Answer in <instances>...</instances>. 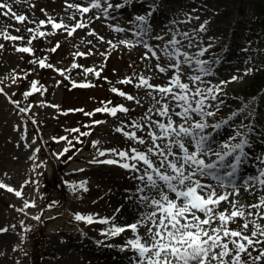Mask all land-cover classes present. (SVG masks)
<instances>
[{
    "label": "rangeland",
    "instance_id": "obj_1",
    "mask_svg": "<svg viewBox=\"0 0 264 264\" xmlns=\"http://www.w3.org/2000/svg\"><path fill=\"white\" fill-rule=\"evenodd\" d=\"M10 2L16 13H24L27 18L22 22L17 21L12 14L3 15L6 10L0 7V31L8 26V32L24 37L23 40L12 41L0 36V44L4 45V48L0 49V87H3L12 99L19 101V104L25 98L23 93L35 78L43 81L47 91L41 89L36 98L29 99L33 103L26 113L20 112L7 96L0 93V181L22 192L21 196H17L15 192L0 187V227L7 229L0 232V264H37L36 259L31 260L33 249L37 251L38 264H135L131 250L127 249V253L118 255V246L126 240L124 233L105 238L100 232V229L106 227L105 224L99 220H94L91 224L87 221H77L74 219V213H94L101 217L115 215L123 224L133 222L145 211L144 205L136 199L139 193L135 190L140 182L134 176H139V173H133L119 164L93 163L94 158L103 161L112 154L99 157L92 141H101L96 147L130 148L133 142L117 130L120 122L127 120L131 123L132 118L139 119L153 103L147 88H137L134 83H119L120 78L133 73H144L152 75V83H165L167 75H171L172 70L166 75L154 67L155 58L141 59L148 51L143 47V43L135 44L131 48L123 44L112 48L107 43L108 40L117 41L133 37L131 31L116 32L109 24L119 23L130 29L133 27L130 21L134 19V14L144 13L153 3L157 7L150 18L156 22H150L151 31L142 40H146L160 51L171 39L173 32H187L192 40V47L188 46L186 40L177 37L186 51L195 55L198 46L206 47L200 59L207 61L210 68L206 75L201 76L203 81L218 83L220 79H227L232 75L242 77L229 81L227 85H220L223 93L216 95L222 106L214 116L207 119L209 124H212L229 117L233 112L237 113L213 132V150L217 148L219 141L227 139L237 129L245 132V128L239 127L241 124L252 126L253 130L248 133L251 138L248 146L252 170L250 176L255 175L259 165L256 158L264 153V0H131L129 5L121 9H110L109 17H103L101 14L98 19H90L94 9H90L81 17V10L70 6L71 3H82L84 0H69L68 4L65 0ZM42 9L57 20L63 18L70 24L82 21L84 26L76 28L72 35H68L63 29L52 32L50 23L39 26L45 31L44 36H40L39 32L28 31L36 28L40 19H47ZM188 16L192 17L191 20L186 19ZM205 20L208 21L206 30L201 31L199 25ZM90 28H94L105 40L102 41L97 35L90 33ZM29 37H35L31 43ZM57 41H60L59 46L55 51H51ZM15 45H26L34 51H16ZM89 49L93 50L89 55H75L77 51L88 52ZM105 51L109 53L107 57L103 55ZM44 57L47 58L48 64L66 69L67 75L56 72L53 67L42 68L32 62ZM74 60L77 65L84 67L73 66ZM164 62L165 58L161 53V63ZM92 65L102 69L100 77L85 71ZM25 66L33 70L28 81L22 79L21 75H15ZM245 67H251L254 71L244 73ZM182 68V79L185 81L188 80V73L199 74L194 66L182 65ZM103 77H108L111 83ZM136 78L134 76V79ZM69 80L92 81L93 84H77L76 88L67 90V86L62 82ZM112 86L121 87L138 97L141 102L138 104L135 100H128L118 94V102L112 104L124 103L130 111L127 114L118 111L116 117L107 113L106 120H103L105 122L98 124L84 143L83 140L77 142L73 139L72 125H81L85 120L82 114L84 111L88 109L90 112L91 108L95 109L105 98L113 96ZM156 99H160L159 95ZM40 101L50 103H39ZM211 103L215 105L216 101ZM63 107L83 111L78 110L77 113L61 116L58 112ZM94 116L100 117L96 113ZM50 134L56 137L66 136L72 144L82 146L77 152L70 150L57 158L54 153L61 151L67 141L55 140L58 145L51 157L43 147ZM137 134L143 133L138 131ZM35 149L39 151L35 153L36 159L33 160L30 157ZM69 155L72 156L71 160L67 159ZM40 161L45 163L41 164ZM33 164L38 165L34 170ZM62 167L64 168L61 170ZM58 178H61V190L56 187ZM26 179H30V183L21 187ZM84 179L88 181L87 191L81 189L74 192L69 184L64 182ZM31 181H37L38 190L37 185ZM209 182L214 183L212 180ZM243 182L240 179L235 181L240 187L235 199L240 203L253 204L260 195H264V191L259 188L255 192L251 189L245 190ZM233 198L230 195L228 199ZM26 199L35 200V206L29 205L25 208ZM53 201L58 203L47 208L46 205ZM219 207L222 210L230 208V205L221 201ZM40 209L44 210V219L41 218L38 222L33 215ZM245 211L253 212L255 209L245 208ZM259 219L264 223V217ZM21 220L32 227L25 230L20 224ZM242 223L243 218L237 217L236 222H231L229 226L237 228ZM251 227L249 224V230ZM32 229L33 231H30ZM125 231L131 232L130 229ZM140 231L143 233L145 229L141 228ZM85 233L87 235H84ZM39 236L41 241L37 246L33 241ZM97 240H102L103 244L97 245ZM15 245L19 247H14ZM253 254L255 255V251ZM243 258L247 260V256ZM253 264H264V261H254Z\"/></svg>",
    "mask_w": 264,
    "mask_h": 264
},
{
    "label": "snow or ice",
    "instance_id": "obj_2",
    "mask_svg": "<svg viewBox=\"0 0 264 264\" xmlns=\"http://www.w3.org/2000/svg\"><path fill=\"white\" fill-rule=\"evenodd\" d=\"M65 3L68 4L69 0H65ZM130 3L131 0H84L82 3H71L70 6L81 10V17L90 9H94L95 12L90 19H98L101 14L103 17H109L110 9L115 11ZM0 7L6 10L3 15L12 14L17 21L22 22L27 18L26 14L14 11L10 0H0ZM156 7L157 5L153 3L144 13L134 14V19L130 21L133 27L130 29H126L119 23L109 24V27L116 32L131 31L133 37L117 41L108 40L107 43L112 48L119 47L121 44L131 48L135 44L143 43V47L148 51L141 59L155 58L154 67L166 75L169 70H172L171 75H167L165 83H152V75L144 73H133L120 78L119 83H134L137 88L142 86L147 88L149 95L153 98V103L139 119L132 118L131 123L127 120L120 122L117 130L133 142L130 148L96 147L101 141H92L99 157L112 154L103 161L94 158L93 163L119 164L133 173H139V176H134L140 182L135 190L139 193L136 199L144 205L145 211L141 212L133 222L123 224L116 219L115 215L101 217L94 213L85 214L79 211L74 213V219L87 221L90 224L94 220H99L106 225L100 229L105 238L116 237L124 233L126 240L118 247L121 250H131L134 253L135 264H253L254 261H264V223H261L259 219L264 217V195H260L253 204L247 205L235 199L240 192V187L234 182V177L243 158L247 155L245 147L251 143L248 133L253 130L252 126L241 124L239 127L245 128V132H240L237 129L227 139L219 141L217 148L213 150L211 147L214 142L213 132L237 113L233 112L229 117L222 118L212 124H209L207 119L214 116L218 108L222 106V102L216 95L223 93L220 85H227L229 81L242 79V77L232 75L227 79H220L218 83L203 81L201 76L206 75L210 68L207 61L200 59L205 53L206 47L198 46L195 55L186 51L177 37L186 40L188 46L192 47V40L189 39L187 32H173L171 39L160 51H157L146 40H142L151 31L150 17ZM42 11H45L47 19H40L37 27L28 29V31L39 32L40 36H44L45 31L41 30L39 26L50 23L52 32L56 29H63L68 35H72L76 28L84 26L82 21L70 24L63 18L57 20L46 10L42 9ZM72 18L75 19V16ZM191 18V16L186 17L188 20ZM207 23V20L200 23L199 29L205 31ZM7 27L0 31V36L4 39L12 41L24 39L23 36H15L8 32ZM11 27H15V25H11ZM17 31H19L18 28ZM89 31L97 35L100 40H105V37L96 33L94 28H90ZM34 38L29 37V43ZM59 44L60 41H57L51 51H55ZM2 48L4 45L0 44V49ZM14 50L28 53L34 51L32 47L26 45H15ZM92 51V49H89L88 52L77 51L75 55L86 56ZM161 53L165 58L164 63H161ZM103 55L107 57L109 53L105 51ZM32 62L42 68L53 67L56 72L67 75L66 69L48 64L46 57L34 59ZM182 65L194 66L199 74L190 72L187 74L188 80L185 81L182 79ZM73 66L84 67L77 65L75 60ZM29 71L33 70L29 69ZM85 71L93 72L97 77H100L102 69L92 65ZM243 71L251 73L254 69L245 67ZM15 75H21V73H15ZM134 76L137 78L134 79ZM103 79L111 83L108 77H103ZM71 83L73 86L77 84L92 86L93 84L92 81L77 80H72ZM41 89L47 91L45 85L33 79L30 88L23 95L27 99L32 92ZM111 91L128 100H135L138 104L141 102L138 97H134L122 88L112 86ZM0 93H3L11 103L20 108L19 101L12 99V96L3 87H0ZM157 95L160 97L158 100L156 99ZM211 101H216V104L213 105ZM39 103L50 102L40 101ZM52 106L58 107L57 105ZM30 108L31 104L20 108V111L26 113ZM79 110L83 111V109ZM118 111L127 114L130 109L124 103L112 104L111 100H104L101 101L99 107L85 112V115L92 116L100 112L116 117ZM103 122L105 121L92 120L86 123L98 125ZM71 131L79 132L80 130L75 128ZM91 131L92 129L89 128L87 132H80V135L73 139L79 141L80 136L87 135ZM138 131L143 134L138 135ZM238 137L239 139H237ZM52 139L67 141L61 151L54 153L57 158L64 156L69 148L75 147L66 136H54ZM37 151L39 149L33 151L30 159H36ZM213 156L214 158H212ZM67 159L71 160L72 156L69 155ZM256 159L259 161V165L255 175L246 177L243 182L245 190L251 189L253 192L257 188L264 191V153H261ZM40 163L44 164L45 162L40 161ZM36 167L38 165L33 164V170ZM75 171H84V169H75ZM209 180L214 183H210ZM31 182L37 185L38 190L37 181ZM64 182L69 184L74 192L81 189L88 190L87 179ZM29 183L30 179H26L21 187ZM0 187L15 192L17 196L22 195L21 190L13 188L3 181H0ZM230 195L234 197L231 200L228 199ZM221 201H226L230 208L221 210L219 207ZM55 203L58 202H50L46 207L51 208ZM29 205L34 207L35 200L26 199L25 208ZM245 208H254L255 211H245ZM19 210L24 211V209ZM43 211L40 209L33 215V218L39 222ZM237 217L243 218L242 225L237 228L230 227L229 224L236 222ZM20 224L25 230L32 227L24 224L23 220L20 221ZM249 224L252 225L250 230ZM141 228L145 229L143 233L140 231ZM126 229H130L131 234L127 233ZM6 230L5 227H0V232ZM95 242L97 245L103 244L102 240ZM14 247H19V245ZM244 256H247V260L243 258Z\"/></svg>",
    "mask_w": 264,
    "mask_h": 264
},
{
    "label": "bare ground",
    "instance_id": "obj_3",
    "mask_svg": "<svg viewBox=\"0 0 264 264\" xmlns=\"http://www.w3.org/2000/svg\"><path fill=\"white\" fill-rule=\"evenodd\" d=\"M220 101H221V100H220ZM246 157H247V156L245 155V157L243 158V162L246 163L245 172L248 171V169H249V167H248V166H249V161L251 160L250 157H249V158L247 159V161H246ZM243 162H242V163H243ZM129 234H131V232H129ZM122 251H124V252H122ZM122 251H121V249H118V250H117L118 255L121 254V253H127L128 250L125 249V250H122Z\"/></svg>",
    "mask_w": 264,
    "mask_h": 264
},
{
    "label": "trees",
    "instance_id": "obj_4",
    "mask_svg": "<svg viewBox=\"0 0 264 264\" xmlns=\"http://www.w3.org/2000/svg\"><path fill=\"white\" fill-rule=\"evenodd\" d=\"M39 235H40V233H39ZM40 241H41V237L39 236L38 238H36L35 240H34V242H36V244H37V246L39 245L38 243H40ZM37 256H34V259H36V261H37V264H38V257L36 258ZM40 258V257H39Z\"/></svg>",
    "mask_w": 264,
    "mask_h": 264
}]
</instances>
